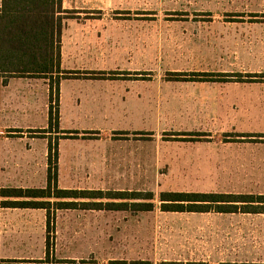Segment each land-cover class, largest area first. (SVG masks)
Wrapping results in <instances>:
<instances>
[{
	"label": "rangeland",
	"instance_id": "obj_1",
	"mask_svg": "<svg viewBox=\"0 0 264 264\" xmlns=\"http://www.w3.org/2000/svg\"><path fill=\"white\" fill-rule=\"evenodd\" d=\"M64 9L59 99L49 79L0 77V188H46L51 168L59 188L153 193L156 208L62 211L50 225L43 210L0 209V264L264 262V216L158 200L264 194V0Z\"/></svg>",
	"mask_w": 264,
	"mask_h": 264
},
{
	"label": "trees",
	"instance_id": "obj_2",
	"mask_svg": "<svg viewBox=\"0 0 264 264\" xmlns=\"http://www.w3.org/2000/svg\"><path fill=\"white\" fill-rule=\"evenodd\" d=\"M68 13L64 0H2L0 77L49 79L51 98L56 95L59 99L61 83L67 79L62 66V36L65 22L72 18ZM207 76L208 81L214 80ZM57 109H50V120L52 123L55 117L59 126ZM48 172L46 188H0V209L43 210L49 225L62 211L136 215L155 211L153 193L62 189L57 175L51 168ZM158 200L166 213L264 215V194L163 192Z\"/></svg>",
	"mask_w": 264,
	"mask_h": 264
},
{
	"label": "crops",
	"instance_id": "obj_3",
	"mask_svg": "<svg viewBox=\"0 0 264 264\" xmlns=\"http://www.w3.org/2000/svg\"><path fill=\"white\" fill-rule=\"evenodd\" d=\"M63 32H64V31H63ZM62 41H63V36H62ZM62 62H63V55H62ZM90 212H97V211H90ZM106 213H107V212H106ZM261 216H264V215H261ZM105 218H108V217H105ZM137 218H138V217H135V216H129V217H128V216H125V217H124V219H125V220H128V221H129V220H130V221H131V220L134 221V220H137ZM108 219H109V218H108ZM112 219H113V218L111 217V220H112ZM109 220H110V219H109ZM137 223H138V222H137ZM257 263H258V264H264V262H256V261H253V262H246V263H243V264H257Z\"/></svg>",
	"mask_w": 264,
	"mask_h": 264
}]
</instances>
